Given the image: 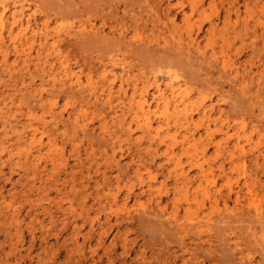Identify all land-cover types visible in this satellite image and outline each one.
<instances>
[{
  "label": "rangeland",
  "instance_id": "obj_1",
  "mask_svg": "<svg viewBox=\"0 0 264 264\" xmlns=\"http://www.w3.org/2000/svg\"><path fill=\"white\" fill-rule=\"evenodd\" d=\"M19 2L35 12V29L46 24L60 39L46 54L38 32L15 51L8 19L3 28L10 46L7 65L0 53V104L13 123L36 129L46 169L39 181L18 145L11 162H0V264H264V219L254 213L264 209V0H0V7L6 3L8 16ZM82 23L99 37L78 31ZM46 57L55 67L65 61L83 90L100 88L105 64L128 96L134 83L156 74L164 84L176 73L191 119L152 115L159 134L143 132L88 91L52 87ZM125 96L115 93L117 111Z\"/></svg>",
  "mask_w": 264,
  "mask_h": 264
},
{
  "label": "bare ground",
  "instance_id": "obj_2",
  "mask_svg": "<svg viewBox=\"0 0 264 264\" xmlns=\"http://www.w3.org/2000/svg\"><path fill=\"white\" fill-rule=\"evenodd\" d=\"M9 11H10L9 15L6 16V13H7L6 3L3 4L2 7H0V53L2 55L1 62L3 64H5V65L8 64L7 63L8 62V48L10 46V44H7L5 42L4 36H3V28L6 25L7 19H8V25H9L8 26V36H9V41H10L9 43H11V45L15 49V51L19 50V46H20V48L22 50H26V47L29 48L31 46V44L37 40L38 32H40L41 36H40V39H39L40 40L39 43H40V47L42 48V50L46 54L51 53L52 50L54 52V49L56 48L57 42L59 41L60 38H59L58 35H53L55 33H52V36H49V34L47 32H45L47 29H45V31H44V26L46 24H43L41 27H39L37 29H35V27L32 26L31 19L34 16V13H35L34 11L26 12L25 5L22 2H19V3H16V4L14 3L12 5V8ZM82 24H84V23H82ZM14 27H18V30L15 33H13V28ZM78 31H80L81 33H84L85 31H87L89 33H95L96 35L98 33L97 28L95 29L94 25H91V24H90V26L88 24V28L85 26V24L81 25L79 27ZM28 32H30L29 35H27ZM89 33H86V34H89ZM97 36L99 37V35H97ZM101 36H103V35H101ZM49 38H52V39L49 40ZM188 40L189 41L187 42V46L185 44V46L187 48V51L191 48V46H193L194 38L190 36ZM16 41H18V43ZM180 51H182V50H180ZM47 62L49 63V68H48L47 72H49L48 76H50L49 77V79L51 81L50 85H52V87L53 86H55V87L58 86L61 89L68 88V89H71V90L73 88H74L73 90H75V87H76L78 89L77 91H79L80 93L83 92L84 90L88 91L85 94V96L87 94L91 95L94 98V101L96 102V103L93 102L94 104H97L98 101L103 102L105 104H108L113 110V115H131L132 118L136 119L137 122H139L138 125L142 128L143 132H147L148 134H153V136L159 134V129L161 127V124H159L158 126L153 127V124L151 122L152 121V118H151L152 115H157V116L158 115H164V116L165 115H167V116L168 115H175L177 117L176 120L177 119H181V120L183 119L185 121V123L190 121L189 119H191V116H190L191 112L187 108V105L189 103L186 102L184 97H183V89H182L183 87L181 88V85L179 84L178 75L176 73L168 72L167 73V79H166L165 83L162 84V82L160 81L158 76L156 74H153V72H152L153 75H151V77H149L147 79V83H145L143 86L138 87V85L136 83H134L133 92L130 93L131 95L128 96L127 95V91L124 90L122 84L117 89H115V87H114V79L108 77V73L112 69L111 68L108 69L105 66V64H103V68L100 67L102 69L98 71V73H99L98 76L103 79V83L100 86V88H97V87H94V86H89L87 88L84 87L85 89L83 90V85L81 84L79 76H77L78 73L77 72H73L74 70H72L65 61H62V60L59 61L58 67H55L54 62L48 61V59L46 57V59L44 60L43 63L45 64ZM225 65H223V66L225 67ZM46 67H47V65H46ZM89 72L91 74V71H89ZM46 78H48V77H46ZM44 82H47V81L44 80ZM47 85H48V83H47ZM150 85H152V87H154V91L151 93L152 94L151 98L156 100V104L153 107H152V105H151V103L149 102V99H148V94L150 93L148 87ZM42 86L43 85H41L40 87H34V90L36 92L35 94L39 95L38 96L39 97L38 100L41 99V94H42V90H43ZM186 91H185V95H187ZM117 92H123V94L126 95L125 98L123 97V99L119 101V103H122V105L120 107V111H117V109L115 108L117 105H113L112 104L114 96H115V93H117ZM30 94H32V93H30ZM126 99H127V101L125 102V104H126L125 105V104H123L122 101H124ZM3 105H6V104H3ZM3 105H2V103L0 104V118H1L2 128H3L2 131L0 132V162L1 163L5 162V161H10L11 162V160L13 158V155H14V152H13L12 148H14L13 147L14 145L15 146L18 145L19 148L20 147L24 148V150H23L24 153L22 155H24L25 161H27V160L31 161V163H33L35 165V167L32 168V169L35 170L34 174L35 175L38 174V176H39V174L41 172H45V169H46L45 165L41 169H39L41 167L40 163H39V160H41L42 155H43V154L41 155V153L39 151L40 145H41V138L35 135L36 129L32 128L33 130L31 132H29L28 128H27V127H29V124H25L24 122H21L19 119L14 118V116L12 118L15 119V123H13V121H11V116L15 115V114H12L11 112L6 114L7 110L3 109ZM188 107H190V106H188ZM27 113L30 116L33 115L32 111H30V109L28 110ZM35 117H33V118H35ZM31 118H32V116H31ZM176 120H175V122H176ZM40 122H42V121H40ZM41 124L42 123H40V125ZM45 124L42 125V127H44ZM47 126H45V128ZM86 127H87V124L84 123L82 125V128L84 130H86ZM49 128L47 127L46 130L48 131ZM49 131H50V129H49ZM39 134H40V132H39ZM33 147H37L38 153L37 152L36 153L33 152V150H32ZM52 147H50V149ZM199 147H201V146H199ZM138 148L139 147H137V150H138ZM16 149H18V148H16ZM199 149H201V148H199ZM4 150L5 151L8 150L7 152L9 153L8 156L6 157V159H3V157H2V152ZM139 150H140V148H139ZM18 151L20 152V149ZM18 151H16V152H18ZM203 151L201 153H203ZM46 152H47V150H46ZM230 154L232 156L233 153H230ZM19 159H21V158H19ZM47 160H48V158H47ZM53 160L54 159L52 158V161ZM16 161H17V159H16ZM18 162H19V160H18ZM17 164H19V163H15V165H17ZM31 166H33V165L31 164ZM200 166H201V164L198 167H200ZM200 170L202 172V166L200 167ZM182 173L183 172H181V171L180 172L176 171V173H175L176 176L175 177L178 176L179 178L181 177L182 179L183 178H187L186 180H188L189 179L188 175H183ZM204 173L205 172L203 171L201 174L203 175ZM35 175H34L33 179L31 178L32 179L31 182L27 183L30 186L29 189H32L33 187H36V184H35L36 177H35ZM191 175H192V173H191ZM57 176H53V177H57ZM41 179H42V176H39L38 180L41 181ZM54 179H56V178H54ZM176 179H178V178H176ZM206 179H208V178H206ZM27 189H28V187H27ZM27 191L29 192L30 190H27ZM232 191H233V188L229 187L226 195L229 197ZM25 196H27V195H25ZM163 204L165 205V203H163ZM157 205H159V203ZM153 207H154V205H153ZM163 207H165V206H163ZM160 209L161 208H159V210ZM148 211L150 213V210H147L146 211L147 215H148ZM160 212H161V210H160ZM160 212L158 213L159 215H160ZM254 213H255V215H257V217L259 219L260 218L264 219V209L263 208L256 206L255 210H254ZM151 214H154V212L151 211ZM11 217H12L13 221L16 222V229L18 230L19 229V223H20L18 215L15 213Z\"/></svg>",
  "mask_w": 264,
  "mask_h": 264
}]
</instances>
